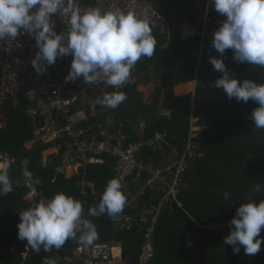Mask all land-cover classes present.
<instances>
[{
	"label": "trees",
	"instance_id": "trees-1",
	"mask_svg": "<svg viewBox=\"0 0 264 264\" xmlns=\"http://www.w3.org/2000/svg\"><path fill=\"white\" fill-rule=\"evenodd\" d=\"M155 3L164 21L151 26L156 40L154 54L151 58L141 57L136 63L131 70L138 79L136 84L124 90L127 99L111 112L124 124L125 144L145 143L139 158L147 164H170L186 155L187 169L182 175L178 199L161 206L151 239L153 253L144 264H264V243L253 256L246 255L243 247L237 254L233 246L224 244L238 207L251 201L258 204L264 199V129H256L250 118L259 105L251 99L246 103L229 99L222 89L216 88L215 81L221 74L209 59H224L233 78L251 79L258 84H264V67L234 62L231 49L220 54L201 35L183 38L185 23L199 33L206 29L213 34L219 28L218 23L226 19L210 0H156ZM151 73L160 78V85L141 92L140 85L149 86L152 82ZM195 80V95H175V86ZM27 104L25 99L19 106L7 102L2 109L0 151L9 152L15 163L9 171L14 190L0 195V264H40L46 254L71 255L81 245L69 239L59 249L46 251L41 247L36 252L26 240L18 239L20 212L58 192L82 202L84 215L95 224L101 240L119 243L128 264H143L145 231L122 230L117 224L118 217L88 215V209L99 202L107 182L116 178L114 158L107 157L104 165L81 169L71 179L57 171L62 165L61 154L51 157L44 165L43 153L56 144L36 142L31 149L27 148L34 140L35 130L26 114ZM167 111L169 116L165 115ZM193 118L203 130L190 139ZM140 119L145 122L143 131L138 128ZM157 135H165V139H157ZM24 160L28 161L34 179L40 181L35 183L40 196L32 203L25 200L28 190L24 186L27 179L23 176ZM83 177L97 184L96 195H82ZM147 178L145 173L141 182L123 190L127 199L143 189ZM224 191L231 193L228 200L224 199ZM144 193L139 209L159 207L161 193L151 188H146ZM213 225L224 228L213 229ZM81 231L77 228V237ZM260 236L264 237V228ZM25 253L31 254L30 257L25 259Z\"/></svg>",
	"mask_w": 264,
	"mask_h": 264
},
{
	"label": "clouds",
	"instance_id": "clouds-1",
	"mask_svg": "<svg viewBox=\"0 0 264 264\" xmlns=\"http://www.w3.org/2000/svg\"><path fill=\"white\" fill-rule=\"evenodd\" d=\"M214 9L225 16L214 32L212 47L220 54L233 51L236 63L264 67V0H210ZM66 19V30L57 32L53 17ZM218 23V25H219ZM31 35L38 52L32 60L37 74H44L58 57L71 56L72 62L66 82L83 78V83H104L114 88L122 86L141 57L151 58L156 40L147 17L134 11H111L92 7L81 10L76 0H0V40H16L20 35ZM208 40V39H207ZM209 62L223 75L215 81L229 99L259 106L253 109L251 120L256 129H264V84L254 80L240 81L227 70L224 59L210 57ZM127 96L123 92H106L95 101L97 105L116 109ZM23 176L33 180L28 161L21 162ZM13 161L0 158V195L14 190L9 171ZM35 183L39 184L38 178ZM225 200L231 193L223 192ZM127 194L120 178L110 179L99 202L88 209V215L107 214L115 219L124 210ZM18 239L27 241L32 250L41 247L49 251L59 249L69 239L83 246H92L98 238L95 224L84 215L82 202L64 192L50 199H42L20 212L17 225ZM77 228L82 229L77 237ZM230 234L224 244L241 247L248 256L257 254L264 243L260 236L264 228V199L241 204L230 221Z\"/></svg>",
	"mask_w": 264,
	"mask_h": 264
},
{
	"label": "built area",
	"instance_id": "built-area-1",
	"mask_svg": "<svg viewBox=\"0 0 264 264\" xmlns=\"http://www.w3.org/2000/svg\"><path fill=\"white\" fill-rule=\"evenodd\" d=\"M76 3L81 10L97 7L102 11H134L147 17L151 26L164 21L156 9L154 0H76ZM66 22L63 17L52 18L58 33L66 30ZM213 34L206 29L199 33L187 23L182 27L184 39L201 35L205 41L208 38L213 39ZM37 52L36 41L28 34L18 36L16 40H0V128L3 126L2 109L5 103L12 102L14 106H19L25 99L28 102L26 114L35 127L34 142H55L60 146L64 150L62 168L80 173L81 169L88 166L106 164L107 157L114 158L116 178L121 179L123 190L135 182H141L142 175L146 173V184L143 189L127 199L123 212L117 218V224L122 230L145 231L147 242L143 248L142 261H148L153 253L151 239L161 206L170 200L178 199L182 175L187 169L186 155L170 164H147L139 158L145 143L125 144L124 124L111 113L115 109L95 103L96 99L106 92H124L126 88L134 86L138 79L133 72H130L128 80L119 88L102 82L86 84L83 83L82 77L75 82H66L65 77L69 73L72 57H58L56 62L48 67L47 72L40 75L32 66ZM220 74L223 75L221 72ZM196 122L193 118L191 131L195 133L191 134L190 139L196 136V132L201 128L196 126ZM144 128L145 124L142 123L141 131ZM156 138L165 139V135H157ZM150 145H153V142ZM0 158H8L15 163L9 152L0 151ZM80 184L84 197L96 195L95 182L83 177ZM24 186L28 190L25 200L34 202L40 196L35 188V179H26ZM146 188L162 194L159 207L139 209ZM212 228L223 229L224 226L213 225ZM97 233L98 238L92 246L82 245L72 256H43L40 264H118L115 256L117 243L103 241L98 231ZM29 257L30 254L25 253V258Z\"/></svg>",
	"mask_w": 264,
	"mask_h": 264
},
{
	"label": "crops",
	"instance_id": "crops-1",
	"mask_svg": "<svg viewBox=\"0 0 264 264\" xmlns=\"http://www.w3.org/2000/svg\"><path fill=\"white\" fill-rule=\"evenodd\" d=\"M155 2H156V0H154ZM222 23H223V21H222ZM221 23V24H222ZM183 27V26H182ZM149 78L152 80V82H154V80L155 81H158L159 82V85H160V78L155 74V73H151L150 75H149ZM152 82L149 84V86H147L146 87V85H143V86H145L146 87V89H145V91H147V90H150V86H151V84H152ZM159 85H156V86H154V87H152L151 89H154V88H156L157 86H159ZM196 86H197V81L195 80L194 82H191V83H188V84H181V85H177V86H175V90H174V93H175V95L176 96H178V97H183V96H185V95H188V94H193V95H195V90H196ZM145 91H143V92H145ZM142 92V91H141ZM167 114L166 115H170V112H166ZM162 114H164L163 112H162ZM142 123H145L142 119H140V122H139V125H138V128L140 129V125L142 124ZM2 128V127H1ZM35 128V127H34ZM191 128V127H190ZM194 129V128H193ZM203 130V128H200L199 129V131H202ZM194 134L195 132H192L191 131V129H190V133H189V136H191V134ZM196 134H197V132H196ZM36 140V136H35V130H34V140L32 141V142H30V143H28L27 144V148L28 149H31L33 146H34V144H35V141ZM42 143H44V144H51V143H55V142H48V143H46V142H42ZM56 144V143H55ZM60 154L62 155V159H63V155H64V150L60 147V146H57V144L55 145V146H53L52 148H50V149H48L47 151H45L44 153H43V163H44V165H47L49 162H50V160H51V157H54V158H57V157H59L60 156ZM192 155H193V152H192ZM63 161V160H62ZM57 171L58 172H60V173H62V174H64L65 175V177L67 178V179H71V178H73V177H76V176H78V174H79V172H77V171H75V170H72V169H65V168H62V165L57 169ZM80 246H82V245H80ZM79 246V247H80ZM78 247V248H79ZM28 250V249H27ZM76 250V249H75ZM74 250V251H75ZM116 250H119L118 252H116ZM115 250V256H116V262L118 263V264H128L124 259H123V249H122V246L119 244V243H117V249ZM73 251V252H74ZM29 254V253H28ZM24 255V258H25V254H23ZM31 255V254H30ZM35 255V254H34ZM73 255V253L71 254V255H62L61 253H56V254H54V255H44V256H53V257H56V256H59V257H66V256H72ZM26 259V258H25ZM141 260H142V256H141ZM143 262V261H142ZM147 262V261H146ZM146 262H143V264L144 263H146Z\"/></svg>",
	"mask_w": 264,
	"mask_h": 264
},
{
	"label": "rangeland",
	"instance_id": "rangeland-1",
	"mask_svg": "<svg viewBox=\"0 0 264 264\" xmlns=\"http://www.w3.org/2000/svg\"><path fill=\"white\" fill-rule=\"evenodd\" d=\"M219 25H221V23H219ZM156 85H159V82L154 80V82H152L150 88H152V87H154V86H156ZM146 87H147V86H146ZM146 87L143 86V85H140V86H139V90L143 92V91H145ZM189 244L192 245V242H190Z\"/></svg>",
	"mask_w": 264,
	"mask_h": 264
},
{
	"label": "water",
	"instance_id": "water-1",
	"mask_svg": "<svg viewBox=\"0 0 264 264\" xmlns=\"http://www.w3.org/2000/svg\"><path fill=\"white\" fill-rule=\"evenodd\" d=\"M208 40H209L210 42H212V38H208ZM196 56H198V55H196Z\"/></svg>",
	"mask_w": 264,
	"mask_h": 264
},
{
	"label": "bare ground",
	"instance_id": "bare-ground-1",
	"mask_svg": "<svg viewBox=\"0 0 264 264\" xmlns=\"http://www.w3.org/2000/svg\"><path fill=\"white\" fill-rule=\"evenodd\" d=\"M119 250H116V252H118Z\"/></svg>",
	"mask_w": 264,
	"mask_h": 264
}]
</instances>
